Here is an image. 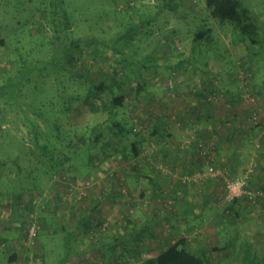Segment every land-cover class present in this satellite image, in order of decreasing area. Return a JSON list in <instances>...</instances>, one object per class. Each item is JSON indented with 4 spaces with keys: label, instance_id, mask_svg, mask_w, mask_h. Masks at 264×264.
<instances>
[{
    "label": "rangeland",
    "instance_id": "rangeland-1",
    "mask_svg": "<svg viewBox=\"0 0 264 264\" xmlns=\"http://www.w3.org/2000/svg\"><path fill=\"white\" fill-rule=\"evenodd\" d=\"M231 1L184 0L172 14L157 13L161 0H0V264H60L67 253L65 264H140L141 254L161 250L166 245L161 239H171L162 219L152 228L157 232L158 226V232H144L141 242L124 234L137 227L136 219L149 208L143 173L151 165L166 175L159 166H168L165 161L151 162L152 150L164 142L161 134L152 133L155 116L167 115L180 126L178 110H192L193 104H200V120L186 126L183 143L188 147V135L198 139L200 131L203 149L193 146L202 159L200 171L184 182L193 197L200 196V217L188 225L192 234L200 224L193 246L211 264H241L239 250L245 242L257 254L253 264H264V42L259 41L264 37V0H244L250 12L249 19L242 18L256 26L261 55L248 54L234 42L230 23H223ZM205 10L212 20V54L223 58V67L212 55L192 51L200 30L195 25ZM200 68L205 72L201 85ZM87 77L109 85L116 78L122 85L126 104L117 108L115 118L124 120L130 133L112 134L106 115L94 114L84 103L90 92ZM67 110V120L61 121ZM98 124L104 128L96 157L87 165V153L95 147L77 150L65 143L80 135V127ZM88 128L85 134L93 138L96 132ZM229 130L249 151L232 172L214 159L224 154L215 144ZM207 131L210 139L205 141ZM135 140L138 159L130 156ZM61 151H68L67 157ZM51 155L65 157V167H54ZM209 166L232 178L246 177L253 197L224 201L222 181L208 173ZM163 200L166 210L175 207L172 197ZM100 201L110 217L90 212L91 206L100 209ZM79 214L83 224L71 237L68 232ZM32 221L39 231L35 244L28 246L24 240ZM225 232L235 234L220 238ZM117 234L122 238L113 241ZM106 238L112 242L105 243ZM12 254L16 259L9 263Z\"/></svg>",
    "mask_w": 264,
    "mask_h": 264
},
{
    "label": "crops",
    "instance_id": "crops-1",
    "mask_svg": "<svg viewBox=\"0 0 264 264\" xmlns=\"http://www.w3.org/2000/svg\"><path fill=\"white\" fill-rule=\"evenodd\" d=\"M194 103H196V101ZM196 105L193 104L194 107L192 110H189V108L184 106L178 110V116L181 117V120L184 123L180 126L175 124L173 118L168 120V116H162L161 113L154 118L152 133L154 135L161 134L160 139L164 142L158 146V148L152 150L154 154L153 156L156 157L152 156L151 162L153 163V161L163 160L168 166H166V175L160 174L151 165L148 166L146 172L143 173L147 178V187H149L150 190L148 194L149 208L143 213V217L136 219L137 227L131 230L130 233L126 232V234H124L126 238L131 236L130 238L132 241L141 242L144 238V232L148 233V235L156 234L158 232V226L157 232L152 228L162 219L168 224L166 227L168 229L166 231L168 234H171V239L169 240V237L168 241H165V239H167L166 236V238L161 239L166 244L163 245L161 250L166 248L169 244L183 240L193 252L198 254L203 252H200V247L193 246V243L198 241V238L200 237V224L194 226L192 234L189 233L188 227V225L194 220L193 217H200V196L193 197V194L190 193L191 186L182 182L181 179V175L184 173L195 175L194 173L200 171V163L202 162L198 151L195 150L193 146H189V148L187 146L185 147L183 144L184 139L188 134V132H186V126H189V124L192 125L193 122L200 120V104ZM218 124H220V121H218ZM182 128H184V130H182ZM223 129L225 130L224 127ZM231 131L229 130L227 134L218 137L215 149L218 150L219 154H224L220 157H217L216 154V158L214 159H216L217 163L223 165L224 163L228 164V167L232 172L241 165L239 164V161H242V158H245L249 151L244 147L242 139L236 140L235 135L233 134L234 131ZM202 136L205 141H208L210 139V132L207 131ZM196 137L200 141V131L197 132ZM228 148H231L230 152ZM162 191H164L166 196L162 194ZM163 197H172L175 207L171 210H166V203L165 200H163ZM99 204L100 209H97V206H91L90 212H96V210H98V217L101 215H108L106 208L101 207L102 201H100ZM108 217H110V215H108ZM83 221V218L79 214L75 222H73L74 229L72 231L74 232H68L71 237H73V234H76L75 228L83 224ZM234 234L235 232H225L224 235H220L219 237L223 239V237ZM119 237L122 238L121 236ZM119 237L117 234L114 235L112 239L113 241H116ZM106 241L107 242L105 243L108 244L112 242V240L109 241L107 238ZM100 246H105V244L102 242ZM238 249H240V247ZM161 250L156 252L152 251L147 256H155ZM239 258L240 261L238 260V263L253 264V260L257 258V254H255L254 249L248 243L243 242L241 249L239 250ZM235 261L237 262V259Z\"/></svg>",
    "mask_w": 264,
    "mask_h": 264
},
{
    "label": "trees",
    "instance_id": "trees-1",
    "mask_svg": "<svg viewBox=\"0 0 264 264\" xmlns=\"http://www.w3.org/2000/svg\"><path fill=\"white\" fill-rule=\"evenodd\" d=\"M184 3V0H161V4L157 7V13H160L162 11H167L172 14H177L179 7ZM208 6L210 5V2L208 1ZM224 9V8H223ZM228 14V22L223 20L224 16L222 15L221 19L223 20V23L227 24L230 23L232 26V36L234 39V42H236L238 45H241L245 48L246 52L248 54H257L261 55L262 50L258 49L255 45V42H257L259 35L257 34L256 26L253 24H245L244 20L249 19V8L245 5L244 0H232L229 4L228 8H225ZM216 14V13H215ZM242 18L244 20H242ZM212 22L211 17L208 13V11L205 10L204 14L201 15L200 22L196 23V28L200 30L197 31L194 34V37L192 39V51H195L196 49L199 50V54H202L204 56L212 55L213 61H216V64H219L220 66L223 65L221 63V56L217 55L215 53L212 54V48L214 47L212 36H211V24ZM261 27V26H260ZM261 29L264 31V27H261ZM248 38V39H247ZM198 40V43H197ZM249 40V41H247ZM260 42H264V37L259 40ZM3 43V40H0V44ZM217 49V47H216ZM215 54V55H214ZM74 57H70V62L72 63V60ZM191 59V58H189ZM201 60V58H200ZM206 65H212L209 61L204 62ZM208 66V70L211 71V67ZM223 67V66H222ZM204 71L200 68V85L203 83L202 77L204 75ZM221 73V70H219V73ZM112 84L109 85L106 83L104 79H100L96 82L89 81V77H87V82H89V94L85 96L83 99L84 103L90 108L91 112L94 114H104L106 115V119L108 120V129L111 130L112 134H128L129 130L126 126V123L124 120L115 118L117 117L118 110L117 108H124L126 104V93L122 90V85L116 80V78L110 79ZM5 84V83H4ZM3 84V85H4ZM118 91L119 93L114 95V92ZM113 93V96L111 94ZM92 97L93 100L89 101V98ZM105 100L103 101V99ZM101 102H97V101ZM73 101V100H72ZM117 110V111H116ZM69 110H67V117ZM107 120L105 121L107 123ZM104 124V126L106 125ZM101 124H98L96 127H89L82 126L80 127L79 133L80 135H76L75 139H71L68 143H65V147L70 146H78L77 150H81V147L86 146H94L98 142V135H102V130L104 128ZM87 128L90 130V132L93 134L95 131L96 134H93L94 137H87L86 132ZM93 131V132H92ZM117 131V132H116ZM130 133V132H129ZM64 140V139H63ZM78 142L80 143L78 145ZM138 141L135 140L131 142V145L129 148L131 149L130 156L132 159H138L139 157V148L137 147ZM139 146V145H138ZM190 146H194L193 144ZM189 147V146H188ZM195 147V146H194ZM196 148V147H195ZM96 147L92 151H88V157H87V165L88 162L90 165H92V159L95 158V150ZM43 152L45 155H48V150L46 147H44ZM68 151L66 153L64 151H61V154L67 157ZM121 157L125 160H127L129 157L126 154V151H121L120 153ZM70 158V157H69ZM51 164L55 167L57 164L60 167H65L64 163H66V158L57 156L54 158L53 155L49 157ZM55 161V162H53ZM58 161V162H56ZM55 163V164H54ZM70 165V164H69ZM67 245V242H66ZM67 253V252H66ZM250 254V253H249ZM248 255V254H246ZM69 253L66 254V256H63L61 258L62 262L60 264H65L68 261ZM139 259L140 264H211L208 258L206 257V254L204 252L198 254L196 252H193L183 240H179L175 243L169 244L166 248L162 249L157 255L150 256V257H143L142 254ZM8 262H13L16 259V255L12 254L7 257Z\"/></svg>",
    "mask_w": 264,
    "mask_h": 264
},
{
    "label": "built area",
    "instance_id": "built-area-1",
    "mask_svg": "<svg viewBox=\"0 0 264 264\" xmlns=\"http://www.w3.org/2000/svg\"><path fill=\"white\" fill-rule=\"evenodd\" d=\"M188 143V146L194 145L197 149H203V143H200L199 140L195 139L193 134L188 135V139L186 141ZM161 168V172L165 173L166 172V167L162 168V165H159ZM208 173L211 176H217L221 179L222 184H223V199L224 201L228 203H232L235 200H238L239 198L242 197H253V193L249 190V186L247 183V178L246 177H238V178H232L228 176V173L224 169H217L215 166H209ZM194 177H192L189 174H185L182 176V181L187 182L192 180ZM105 227V224H104ZM101 227V230L103 231L105 228ZM39 231V225L35 222L32 221L28 225V230H27V238L24 240L25 245L32 246L35 244L37 235ZM23 242V243H24Z\"/></svg>",
    "mask_w": 264,
    "mask_h": 264
}]
</instances>
